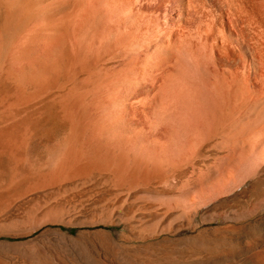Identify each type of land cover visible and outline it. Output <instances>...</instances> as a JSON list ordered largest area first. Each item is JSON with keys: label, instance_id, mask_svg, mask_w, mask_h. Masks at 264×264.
<instances>
[{"label": "rangeland", "instance_id": "374dc122", "mask_svg": "<svg viewBox=\"0 0 264 264\" xmlns=\"http://www.w3.org/2000/svg\"><path fill=\"white\" fill-rule=\"evenodd\" d=\"M35 41L0 36V264H264V173L209 172L205 148L181 181L156 165L154 102L108 100L81 82L93 57L50 66ZM114 120L113 146L96 127Z\"/></svg>", "mask_w": 264, "mask_h": 264}, {"label": "bare ground", "instance_id": "6f19581e", "mask_svg": "<svg viewBox=\"0 0 264 264\" xmlns=\"http://www.w3.org/2000/svg\"><path fill=\"white\" fill-rule=\"evenodd\" d=\"M0 36L49 43L50 66L66 51L64 58L84 54L85 63L93 57L88 67L72 59L86 65L82 73L93 67L83 85L129 105L154 102L164 134L155 143L156 165L171 167L181 181L205 148L209 172L225 161L230 174L223 176L240 185L262 178L264 0H0ZM21 54L24 62L34 57ZM119 121L98 123V138L114 146Z\"/></svg>", "mask_w": 264, "mask_h": 264}]
</instances>
